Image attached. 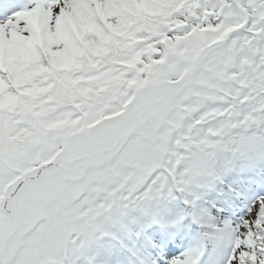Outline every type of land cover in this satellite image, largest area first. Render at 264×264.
I'll return each instance as SVG.
<instances>
[{"label":"snow or ice","instance_id":"snow-or-ice-1","mask_svg":"<svg viewBox=\"0 0 264 264\" xmlns=\"http://www.w3.org/2000/svg\"><path fill=\"white\" fill-rule=\"evenodd\" d=\"M0 264H264V0H0Z\"/></svg>","mask_w":264,"mask_h":264}]
</instances>
